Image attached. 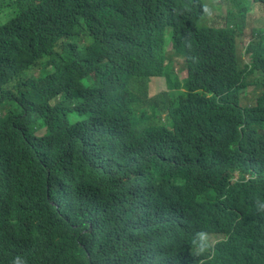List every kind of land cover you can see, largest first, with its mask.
Wrapping results in <instances>:
<instances>
[{
  "label": "trees",
  "instance_id": "1",
  "mask_svg": "<svg viewBox=\"0 0 264 264\" xmlns=\"http://www.w3.org/2000/svg\"><path fill=\"white\" fill-rule=\"evenodd\" d=\"M255 7L0 12V264H264V36L237 29ZM201 233L220 241L198 253Z\"/></svg>",
  "mask_w": 264,
  "mask_h": 264
},
{
  "label": "rangeland",
  "instance_id": "2",
  "mask_svg": "<svg viewBox=\"0 0 264 264\" xmlns=\"http://www.w3.org/2000/svg\"><path fill=\"white\" fill-rule=\"evenodd\" d=\"M2 1H4L3 4H2ZM219 1L227 2L228 0H219ZM14 3H16V0H0V5L2 4V6H3V8H2V10H0V12H5L7 14L10 13L12 9L6 10V8H8L11 4H14ZM239 4L242 6H246V2H239ZM249 24L251 26L259 25V31L256 33H250V31L247 30V28L245 26L239 27V28L237 27V29L241 30V32H245V39L242 40L243 43H244V41L246 42V43H244V47L247 46L248 43L250 42V40L252 38V34L259 35L261 37L264 36V9L258 8V7L253 8L251 13L249 14ZM248 36H249V39L247 40ZM239 51H242V49L241 50L239 49ZM181 64H182V60L177 62L176 59H174V60H172L171 67H170V69L174 68L175 71H177V72L179 71V73H175V74L178 76L180 81L186 77V72L184 70H181ZM165 79H166L165 76L151 78V80L149 82V87H148L149 96H153V95L158 94L162 91L168 90L167 82ZM30 105L32 106L31 101H30ZM41 131H43V130L41 129Z\"/></svg>",
  "mask_w": 264,
  "mask_h": 264
},
{
  "label": "clouds",
  "instance_id": "3",
  "mask_svg": "<svg viewBox=\"0 0 264 264\" xmlns=\"http://www.w3.org/2000/svg\"><path fill=\"white\" fill-rule=\"evenodd\" d=\"M198 239L200 241V245L197 248L198 253H202L204 250L212 248L218 241H220L216 235L206 233L199 234Z\"/></svg>",
  "mask_w": 264,
  "mask_h": 264
}]
</instances>
